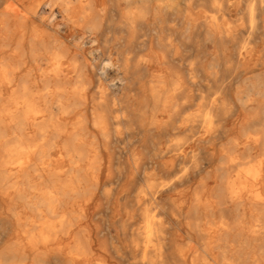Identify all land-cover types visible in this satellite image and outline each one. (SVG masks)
I'll return each mask as SVG.
<instances>
[{
    "label": "bare ground",
    "instance_id": "6f19581e",
    "mask_svg": "<svg viewBox=\"0 0 264 264\" xmlns=\"http://www.w3.org/2000/svg\"><path fill=\"white\" fill-rule=\"evenodd\" d=\"M237 5L0 0V264H264V0L245 34Z\"/></svg>",
    "mask_w": 264,
    "mask_h": 264
},
{
    "label": "rangeland",
    "instance_id": "374dc122",
    "mask_svg": "<svg viewBox=\"0 0 264 264\" xmlns=\"http://www.w3.org/2000/svg\"><path fill=\"white\" fill-rule=\"evenodd\" d=\"M238 1V5H237V7H236V9H234V11L232 12V14H231V18H238V17H241V18H238L239 19V21H240V23H241V28L240 29H238L236 32H238V33H240V34H245L246 32V24H247V22H246V16H247V14H246V7H247V3H248V0L246 1V0H237ZM245 1V2H244ZM256 2V0H253V3H255ZM239 8V9H238ZM242 8H243V10H242ZM203 9L206 11V14L207 15H210L211 14V9H212V7L208 4V3H205L204 5H203ZM60 18V17H59ZM245 18V19H244ZM58 28H59V33H58V36L60 37L63 33H64V29L66 28L63 24H59L58 25ZM106 35V36H105ZM109 35V36H108ZM108 36V37H107ZM62 39H63V37H61ZM101 38V39H100ZM102 38H105V40L104 39H102ZM107 38H108V40H109V38L111 39L112 38V36L110 35V32H108V31H106L105 32V34L103 35V36H99L98 37V39H97V42H96V44H95V46L94 47H97V50L96 51H93V53H94V55H97V53H99L100 54V52L102 51V48H104V45L106 46V40H107ZM72 43H73V41H72ZM75 43V42H74ZM102 43H104V44H102ZM207 47L209 48V49H211V46H209V44H207ZM194 45H193V43H191L190 44V42L188 43V47H187V54H189L190 52H192L194 49ZM99 49V50H98ZM98 51V52H97ZM87 52H88V50H87ZM95 52H97L96 54H95ZM92 53V54H93ZM115 54V53H114ZM89 56H91L90 54H89ZM219 67H220V64H219ZM182 71L183 72H185V69H183L182 68ZM115 81V80H114ZM112 143V144H111ZM118 143L117 142H115V141H113V142H110L109 143V147H110V151L113 153V155H114V161H117V154H118ZM117 227L116 226H111V235H113L114 236V238L116 237V234H117ZM112 240H114V239H112ZM4 242V237H2L1 239H0V245H2V243Z\"/></svg>",
    "mask_w": 264,
    "mask_h": 264
}]
</instances>
